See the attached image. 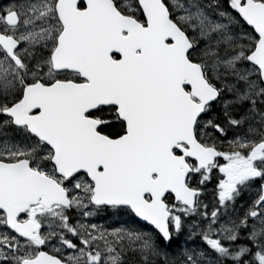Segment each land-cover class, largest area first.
<instances>
[{
	"label": "snow or ice",
	"instance_id": "obj_1",
	"mask_svg": "<svg viewBox=\"0 0 264 264\" xmlns=\"http://www.w3.org/2000/svg\"><path fill=\"white\" fill-rule=\"evenodd\" d=\"M0 264H264V0L0 6Z\"/></svg>",
	"mask_w": 264,
	"mask_h": 264
},
{
	"label": "flooded vegetation",
	"instance_id": "obj_2",
	"mask_svg": "<svg viewBox=\"0 0 264 264\" xmlns=\"http://www.w3.org/2000/svg\"><path fill=\"white\" fill-rule=\"evenodd\" d=\"M8 3V0H0V6H3V5H5V4H7ZM213 187V185L212 184H209V189H211ZM207 198L210 200L211 199V195H210V193L208 194V196H207Z\"/></svg>",
	"mask_w": 264,
	"mask_h": 264
},
{
	"label": "rangeland",
	"instance_id": "obj_3",
	"mask_svg": "<svg viewBox=\"0 0 264 264\" xmlns=\"http://www.w3.org/2000/svg\"><path fill=\"white\" fill-rule=\"evenodd\" d=\"M97 223H100L99 221H97Z\"/></svg>",
	"mask_w": 264,
	"mask_h": 264
}]
</instances>
